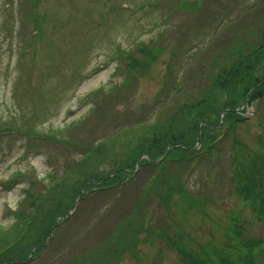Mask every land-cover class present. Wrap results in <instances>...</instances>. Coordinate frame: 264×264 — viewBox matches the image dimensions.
<instances>
[{"label": "rangeland", "instance_id": "1", "mask_svg": "<svg viewBox=\"0 0 264 264\" xmlns=\"http://www.w3.org/2000/svg\"><path fill=\"white\" fill-rule=\"evenodd\" d=\"M259 1L0 0V128L13 127L0 130V230L16 222L13 210L30 209L26 191L40 192L47 211L53 202L46 184L77 187L86 174L112 175L128 163V146L179 132L185 118L178 108L204 96L227 49L256 44L264 25ZM124 56L139 62L126 81ZM114 84L110 104L96 107L93 92ZM257 99L235 128L218 123L227 135L199 164L163 156L148 179L139 164L148 157L139 156L125 194L122 188L106 201L78 202L81 209L68 210L58 241L47 237L41 254L23 264H71L75 257L78 264H184L180 247L200 255L212 245L232 256L240 238L262 242L254 264H264L260 203L235 190L239 169L264 158V98ZM74 122L85 123L69 135L80 138L78 147L49 139ZM233 148L242 159L235 183ZM169 185L176 192L164 205ZM136 188L139 211L126 218L119 207H128ZM117 217L124 219L119 230Z\"/></svg>", "mask_w": 264, "mask_h": 264}, {"label": "trees", "instance_id": "2", "mask_svg": "<svg viewBox=\"0 0 264 264\" xmlns=\"http://www.w3.org/2000/svg\"><path fill=\"white\" fill-rule=\"evenodd\" d=\"M260 3L261 0L256 4L260 5ZM254 13L256 14V12ZM257 34L256 44L248 50L247 47H245V51L237 47L236 51L228 48L227 52H229V55L227 57L223 56L220 63L216 65L211 75L212 83L205 90L204 96L192 105H182L178 108L177 115L185 118V124L179 132L170 134V136H166L167 132H164L161 136L157 135L152 140L145 137L137 148H134L132 145L128 146V150L126 151L128 163L125 168L118 167L115 169L112 175L98 176L92 174L88 176L86 174L83 181H77L79 182L77 187L59 186L54 183L51 185L50 183L46 184L45 195H48V200L53 202L47 211L42 207L44 205L41 200L43 195L40 192L26 191L25 194L30 209H27V206L22 207L20 205L21 209L12 211L15 219H17L14 225L10 229L0 230V264H23L31 252L32 257L30 260L39 256L46 248L44 243L53 226L55 228L52 232L51 240L55 237L56 240L54 239L55 242H53L56 243L68 210L79 208V205L77 206L74 203L83 188L84 195L80 199V202L91 198L106 201L108 197H118L122 195V192L125 194L126 188L131 185V181H126V179L134 177L135 174H133L132 169L136 168L135 163L139 156L147 155L148 157V159L141 161L139 164L148 171L147 175L149 179L154 176L156 171L153 163L160 157L167 156L170 160L175 161L177 159L179 162L195 157L196 154L192 151V147L196 144L198 133H200V144L204 145L201 150L206 149L208 152H211L217 148L218 138L221 135L224 136V133L221 132L223 125L218 126L221 119L227 124L229 122V125H231L227 127L228 130L235 128L236 124L244 121L243 116L236 113L235 109L240 107L246 98H248V104H250L264 93V25L260 26ZM132 57L124 56V59L128 60L127 66L129 69L124 77L125 81L130 80L133 75L132 72L139 65V62L132 59ZM118 70L119 67H116V72ZM117 87L118 85L114 84L107 87L102 85L97 88L92 95L96 107L99 105V102H103L105 105L110 104L111 96L117 90ZM77 124V122L72 123L63 129V131H59L57 135L52 136V134H49V139H53L64 146L71 145L78 147L79 144L77 142L80 138H76V135L71 138L69 137L71 131L81 127L80 125H85L83 122L80 125ZM5 129L9 132L13 131V127H10L8 124H4L0 128V130ZM69 138L73 140L72 144L65 140ZM168 146H171L172 149L167 154L166 149ZM146 166L148 167L146 168ZM239 170L238 176L242 181L236 183L235 190L239 195L243 196H240L241 198H249L253 195V200L255 202L259 201L260 207L257 210V214L259 218H262L261 214H264V181H262L261 177L264 176V158L260 156L253 163V166ZM9 182H6V185ZM133 183H136V181H132ZM173 191H175V185H169L163 194L162 203L164 205L167 204V201L169 202L170 192ZM140 202L141 191L136 188L134 194L131 196V200L128 198L127 202H124V205H128V207L124 208V206H121L122 208L119 207L121 211L118 212L127 218L128 213H131L130 210L136 211V213L139 211L138 205ZM251 205V209L255 212L254 203L252 202ZM79 209H81V206ZM237 218L239 219V217H235V219ZM117 219L114 221V227L118 225L119 230L120 222L124 219L120 220L121 218L119 219V217ZM36 228L37 230H35ZM32 232H38L39 236L35 238ZM93 234L96 235L95 232ZM103 235L105 236L106 232ZM60 240L62 239L60 238ZM238 241L239 245L234 248L235 254L232 256L227 254V249H213L212 245L209 248L215 251L217 255L208 248L202 249L200 255H197L190 248L186 251L180 247L178 251L182 256L181 259H184V264H254V250H259L262 242L248 241L241 238ZM71 262V264H78V257H75Z\"/></svg>", "mask_w": 264, "mask_h": 264}, {"label": "water", "instance_id": "3", "mask_svg": "<svg viewBox=\"0 0 264 264\" xmlns=\"http://www.w3.org/2000/svg\"><path fill=\"white\" fill-rule=\"evenodd\" d=\"M246 103V102H245ZM48 241H49V239H48Z\"/></svg>", "mask_w": 264, "mask_h": 264}]
</instances>
